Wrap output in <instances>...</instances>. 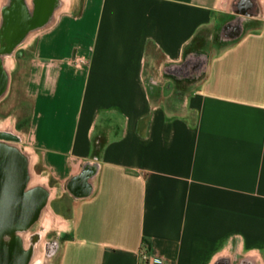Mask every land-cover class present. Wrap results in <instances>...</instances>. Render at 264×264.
Returning a JSON list of instances; mask_svg holds the SVG:
<instances>
[{"label":"crops","instance_id":"1","mask_svg":"<svg viewBox=\"0 0 264 264\" xmlns=\"http://www.w3.org/2000/svg\"><path fill=\"white\" fill-rule=\"evenodd\" d=\"M61 1L16 59L22 133L8 63L0 102V143L46 191L25 230L58 229L55 264H264V0ZM215 23L220 46L198 52Z\"/></svg>","mask_w":264,"mask_h":264},{"label":"flooded vegetation","instance_id":"2","mask_svg":"<svg viewBox=\"0 0 264 264\" xmlns=\"http://www.w3.org/2000/svg\"><path fill=\"white\" fill-rule=\"evenodd\" d=\"M233 7L236 10L252 8L251 0H233ZM62 6L61 0H0V102L7 92V83L11 70L6 68L8 60L16 61L18 55L24 49L25 41L29 35L49 19ZM244 19L239 16L229 19L223 24L220 35L228 38L237 32L239 23ZM200 60H190L189 66H196ZM13 68V65L12 67ZM11 106H6L4 112L8 123L12 116ZM0 112V121L2 120ZM10 134L1 135L0 139L9 141ZM49 242H45V250L48 251Z\"/></svg>","mask_w":264,"mask_h":264},{"label":"water","instance_id":"3","mask_svg":"<svg viewBox=\"0 0 264 264\" xmlns=\"http://www.w3.org/2000/svg\"><path fill=\"white\" fill-rule=\"evenodd\" d=\"M26 160L15 146L0 143V237L25 229L46 199L41 187H27ZM27 253L17 241L0 238V264H25Z\"/></svg>","mask_w":264,"mask_h":264},{"label":"rangeland","instance_id":"4","mask_svg":"<svg viewBox=\"0 0 264 264\" xmlns=\"http://www.w3.org/2000/svg\"><path fill=\"white\" fill-rule=\"evenodd\" d=\"M222 17L220 18V20ZM219 26V23H215L211 26L210 32H200L197 34L195 39V44L198 52H202V48L209 49V45L213 46L214 48L218 47L219 45V38L217 34V27ZM217 44V46H216ZM220 46V45H219ZM8 68L11 69V66L13 65L12 70V76H11V87L10 92L12 95V107L10 109V113L12 114V117L15 120V127H13V130L19 133H22L26 126L27 121V115L29 111L28 105L21 99L20 96V79L22 74V60H16L11 62V60H8L7 62ZM149 83V82H147ZM163 87V90H165L164 93L169 92L168 90L173 89H181L183 85L176 84L174 81H167L165 84L159 86V92L161 88ZM157 89H154L152 91V94L156 95L159 93ZM176 100L178 98L175 97ZM169 100V99H168ZM195 113L190 112L189 117L192 119L194 118ZM6 126H9L8 123H6ZM14 145V144H13ZM18 152L24 156L26 160V167L27 171L29 170V174L31 177H33V164L31 162V159H29L26 151H24L22 148L17 147L15 145ZM27 187L31 188L34 186H40L36 181H33L31 179L28 180ZM47 208V205H45ZM38 217L43 218V210L39 213ZM44 221H40V223L37 221L35 226H33L31 229L25 230V229H17L13 233L5 234L1 238L4 242H13L17 241L20 243L21 247L24 249V251L27 253V260L25 264H55L54 260L49 257L48 252L50 249L48 248V251H45V242H47L49 239L55 236V231L58 229L50 230L48 225H43ZM38 224V225H37ZM45 224V223H44ZM40 225L39 228H37ZM24 230V231H23ZM33 230H37V232H32ZM46 240V241H45ZM36 241V243H35Z\"/></svg>","mask_w":264,"mask_h":264},{"label":"built area","instance_id":"5","mask_svg":"<svg viewBox=\"0 0 264 264\" xmlns=\"http://www.w3.org/2000/svg\"><path fill=\"white\" fill-rule=\"evenodd\" d=\"M156 260L152 256H144L141 264H155Z\"/></svg>","mask_w":264,"mask_h":264}]
</instances>
